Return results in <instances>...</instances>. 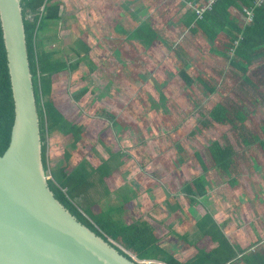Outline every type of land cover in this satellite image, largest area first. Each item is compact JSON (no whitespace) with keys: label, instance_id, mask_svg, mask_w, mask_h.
Instances as JSON below:
<instances>
[{"label":"trees","instance_id":"1","mask_svg":"<svg viewBox=\"0 0 264 264\" xmlns=\"http://www.w3.org/2000/svg\"><path fill=\"white\" fill-rule=\"evenodd\" d=\"M130 1L121 6L123 11L118 10L121 16L129 14L124 12L128 6L134 12L128 15L133 18L132 27L128 28L123 23L113 27L121 33L118 39L123 48L127 44L129 49L136 48L133 59L139 63L130 70V80L144 83L155 78L154 66L148 64L165 65L167 58L176 62L171 69L163 68V80L157 76L160 81L156 89L158 103L149 104V94L143 88L138 90L149 106L147 114L171 105L170 86L182 88L183 94L188 95L200 83V88L206 91V102L211 101V94L217 93L222 85L226 91L236 92L235 96H226L209 107L201 108L202 119L189 136L180 131V125H175L164 136L168 147H157L156 155L147 150L148 160H140L141 165L157 161L164 172L180 181L179 169L186 164L193 166L191 161L198 160L204 173L186 180L177 194V197L187 198L191 207H198L202 198L212 197L220 181L229 187L225 195H230L233 190L234 194L242 197L246 192L245 184L264 168V3H258V0H219L199 18L196 9L208 0H141L138 5L137 1ZM63 6L61 0L23 1L43 161L46 173L51 176L48 180L51 191L80 222L129 257L152 260L153 264H231L238 252L223 231L229 228L219 223L208 208H204L203 216L187 230H195L197 241L203 236H211L219 241V246L212 250L200 248L197 256L188 261H180L160 246L159 241L168 233L159 230H176L165 224V217L155 222L147 220L145 214L134 217L131 222L118 217L129 204L137 203L138 195L132 194L135 190L132 187L126 185L116 193L120 206L107 204L94 209L97 202L89 200V192L97 181L104 185L122 167V161L118 160V154L109 153V158L101 159L96 168L90 167L85 160L72 166L71 159L78 143L85 141L86 126L67 119L58 106L55 80L62 73L72 78V72L80 62L72 61L58 45L45 48L40 37L45 29H53L52 23L62 21ZM49 39L46 40L48 43ZM54 39H50L52 44ZM85 45L89 51L90 46ZM159 50L162 54L157 58L155 53ZM77 53L81 55L78 50ZM127 84L131 85L130 81ZM87 92L88 89L81 91L75 99H83ZM164 111L161 115H166L167 108ZM151 117L158 118L157 114ZM14 123L15 100L0 18V156L10 147ZM219 128L223 131L221 136L216 135L213 140L209 137L210 142L203 150L188 156L191 152L186 148V142L199 130L215 134ZM53 131L70 136L68 151L63 155L64 165L56 168L50 165L49 137ZM143 144L146 145V141ZM89 149L95 151V148ZM82 196L91 202L86 208L77 202ZM256 198H264L263 187L256 190Z\"/></svg>","mask_w":264,"mask_h":264},{"label":"rangeland","instance_id":"2","mask_svg":"<svg viewBox=\"0 0 264 264\" xmlns=\"http://www.w3.org/2000/svg\"><path fill=\"white\" fill-rule=\"evenodd\" d=\"M93 1V6H90L88 4L91 0H74L68 9V12L73 16L64 21V27H66L63 31H65V35L70 40H74V36L82 38L90 47L87 51L84 41L81 40L82 47L76 46V48L82 49L83 51L79 52L85 53L86 56L81 58L78 55L80 64L74 70L72 78L62 73L56 79L55 85L57 87V103L67 113L69 112L72 119L84 118L87 123H91L89 128L95 129L93 131L95 139L91 143H94L100 152L99 156L108 158L109 153H116L118 160L122 161V167L115 172L114 176L117 183L114 181L112 188L108 189L111 196L109 200H104L101 203L120 206L121 202L115 198L113 189L116 186L124 188L127 185L133 190L135 189L132 194L135 196L137 193L138 199L137 203L132 202L124 212L118 215L126 222H131L133 217L143 215L146 212V214L150 215L151 213L152 216L159 219L166 217L165 224L173 226L174 229L187 230L196 222L197 218L203 216V204L223 219L229 217L230 213L236 216L238 211L233 212L231 210L232 207L237 208V203L232 199L240 196L234 194L233 190H231L230 195H225L226 188L229 187L222 181H217L220 184L218 191H213L212 199L207 198L208 200L203 201L202 198L198 207H191L190 201L184 196L177 197L186 180H192L196 174L204 173L198 160L191 161L193 166L186 164L179 169L180 181L173 179L171 175L164 172L157 161L146 162V166H142L140 163L142 159L148 160L146 157L147 150H150L152 155L155 152L156 155L158 154L156 152L158 151L157 147L160 149L168 147V140L164 136L175 125H180V131L189 136L202 119L199 113L201 108L209 107L216 101L225 99L226 96H235L234 93L236 92L226 91V87L222 85L217 93L211 94V101L206 102V91L200 88V83H197V86L188 95L183 94L182 88L180 90L170 86L171 105L163 106L156 113L147 114L146 109L149 106L145 104L138 90L143 88L149 94V104L158 103L159 96L156 90L160 85L158 78L164 79L165 70L163 68L171 69L176 66L175 59L169 60L167 58V63L161 66L157 63L148 64L154 66L152 67L153 74L157 75L158 78L155 76L156 79L152 78L144 83H141L140 80L131 81L129 72L139 63L133 59L136 48L129 50L123 48L122 42L118 39L121 36L120 31L114 30L112 35L113 29L110 26L121 23L132 25L133 18H127V14L121 16L118 10L120 5L117 3L114 5V9L115 6L117 7L116 11L113 6L106 7L110 0ZM121 1L116 0L118 3ZM96 2L102 3L101 6H104L106 13H99L98 17H100L101 22L93 24L91 15L94 14H91L87 8L88 6L90 9L95 7ZM127 13L132 14L134 12L130 9ZM130 27L128 26V28ZM155 54L157 58H160L162 52L159 50ZM77 58L74 57L72 60L76 61ZM129 81L131 85L127 84ZM68 89L74 94H79L80 91L86 89L88 92L82 101L75 102ZM165 108L168 112L166 115H161L165 112ZM156 114L158 118L151 117ZM80 116L81 118H79ZM58 134L53 131L52 136L49 137L50 158L54 157V159L57 158L56 156L59 155L60 151L57 148L61 141ZM222 134L223 131L220 128L215 134L213 131L199 130L191 140L186 142V148L191 152L188 156L193 155L198 150H203L210 142V138L213 140L216 135L219 137ZM143 141H146V145L143 144ZM93 160L95 162V159ZM254 162L256 163V161ZM50 165L52 164L50 163ZM256 169H258V163ZM47 175L48 180H51L49 173ZM245 186L246 194L244 193L245 195L243 194L242 197L250 199L252 202L255 199L258 203L256 190L259 187L264 189V168L263 171H257L252 175L251 180ZM246 208L248 211L245 216L237 215L238 218L234 219L235 225H239L240 230H252L253 227L245 225V222L253 219L256 221L257 214L252 210L253 207L247 205ZM257 221L261 224L259 219Z\"/></svg>","mask_w":264,"mask_h":264},{"label":"water","instance_id":"3","mask_svg":"<svg viewBox=\"0 0 264 264\" xmlns=\"http://www.w3.org/2000/svg\"><path fill=\"white\" fill-rule=\"evenodd\" d=\"M23 1L0 0L15 100L0 156V264H142L80 222L48 185Z\"/></svg>","mask_w":264,"mask_h":264},{"label":"crops","instance_id":"4","mask_svg":"<svg viewBox=\"0 0 264 264\" xmlns=\"http://www.w3.org/2000/svg\"><path fill=\"white\" fill-rule=\"evenodd\" d=\"M61 1L64 5L62 8V21H60L59 23H52L53 26H51V27L53 29H51V31H47L45 29L44 31L41 32L40 37L44 42L45 48L47 47L48 49H51L54 45H58V48L61 49V51H63L64 53L69 54L70 59L72 60L74 57H76V58L78 57L77 50L81 51V52L83 51L82 49L79 50L78 48H76V46H80V48L82 47V41L81 40H83V39L79 38V37L77 38L74 36V40H70V38H67V36L65 35V31H63V29H65V27H66V26L64 27V21L72 18V16H73L68 12L69 11L68 9H69L70 5L74 2V0H61ZM133 1L134 2L137 1L136 3L140 4L141 0H133ZM128 2H131V1L130 0H122L121 2L118 3V2H116V0H110V2H108L106 4V7L113 6V9H114V5H115V3H117L120 5V7H119L120 10H122L121 6H123L124 4H126ZM93 4H94V1L91 0V2H89L88 5L93 6ZM101 5H102L101 2H96L95 7L90 9L88 6V8H87L91 14H94V15H91V18H93V20H91V21H93V24L101 22V19H99L100 17H98L99 13H106V9L104 8V6H101ZM128 7L124 8V10H125L124 12H128L130 10ZM116 8L117 7L115 6V9H114L115 11H116ZM81 10H83V9H81ZM127 15H129V14H127ZM127 18H129V17L127 16ZM123 24L124 25L126 24V26H129V27L130 26L132 27V25H133V24L129 25L128 23H123ZM113 27H114L113 25L110 26L111 29H113ZM113 31H114V29L112 30V35H113ZM49 38L50 39L55 38L53 41V44L50 42ZM47 39H49V43H48V41H46ZM84 43L87 44V42H85V41H84ZM124 47L126 49H129L128 48L129 46L127 47V45H124ZM80 56H81V58L85 57L84 53H82ZM76 61L80 62V59L77 58ZM73 72H72V75H73ZM63 74H66V73H63ZM66 75H68V74H66ZM69 90L70 89H68V92H69ZM71 95H73L72 98L74 99L75 102L82 101V99L81 100L75 99V96L77 94H74L73 91L71 92ZM57 104L62 109L64 114L66 115L67 119L74 121V122H77V123L84 124L86 126L87 135H86L85 141L78 143V146H77L76 150L74 151V153H73L74 155L71 159L72 166H75L81 160H85L89 164L90 167L96 168L99 165V163L101 162V159H108L109 157L107 158V157L99 156L100 152L98 151V149H96L95 144L91 143V142H93V139H95L94 133H93V131L95 129L89 128L91 123H87L84 118H82L80 120L79 119L78 120L72 119L69 115V112L67 113L59 103H57ZM79 118H81V116ZM57 133H59V132H57ZM58 136H60V138H61V141L59 142V145L57 146V148L60 150L59 155L56 156L57 157L56 159H54V157L51 158L52 159L51 163L54 166V168L61 167L64 165L63 155L66 152V150L68 151L69 143H70V141H69L70 136H64L61 133H59ZM89 148H95V153H94V151L91 152ZM89 151H90V153H89ZM93 159H95V162ZM114 176H115V173L102 186L97 181V185L95 186V188L89 192V195H88L89 200L93 199V201L97 202L96 206L94 207L95 210H98L99 206L106 207L107 203L104 204L101 202H103L104 200L105 201L109 200L111 195L109 194L108 189L112 188L114 181L117 183V180L115 179ZM116 187H114L113 192L115 194V198L117 199L116 193L118 191L122 190L123 188H122V186L121 187L116 186ZM216 191H218V190H216ZM209 199H212V198L210 197ZM89 200H86V197L82 196V197L77 199V202L81 206L86 208L88 205V202L91 203ZM205 200H208V199H204L203 201H205ZM232 200L236 201L237 208L232 207L231 211H233V212L238 211V213H236L237 215L245 216L247 211H248V208H246L248 205L249 207L250 206L253 207L252 210L256 212L257 216H256V221L253 219L252 221L245 222V225H249L250 227L251 226L253 227L252 230H249V229L240 230L239 225H235V223H234L235 222L234 219L238 218L237 215L234 216V215H232V213H230L229 217L223 219V218H221L220 215H217L216 212H214L210 209V211L214 214V217L219 221V223L225 224L229 228V230H223V231L225 232L228 239L230 240V242L232 243V245L234 246V248L238 252V255L231 261V264H264V219H263L264 215H262V214H264V206H263L264 198H259V199L257 198L259 204L256 202L255 199L252 202L250 199H247V198L244 199L243 197H235ZM255 205H257V206H255ZM115 206H117V205H115ZM204 208H208L207 205L203 204V214L205 213ZM260 212H261V215H260ZM144 213H145V215H144L145 218L147 220H149L150 222L163 220L162 218L159 219L158 217L152 216L151 213H150V215L148 213L146 214V212H144ZM140 216H142V214L139 216H135V218L140 217ZM165 219H166V217H165ZM257 219H259L261 221V224L259 223V221H257ZM171 227H173V226H171ZM159 231L162 233H168L166 236H164L159 241L160 246H162L165 250L171 252L180 261H188V260L194 258L199 253L200 248H202V249L204 248L206 250H212V249H215L219 246V241L217 239L212 238L211 236H203L200 238L199 241H197V237H194V235H196V234L193 232L195 230H177L176 229V230H159Z\"/></svg>","mask_w":264,"mask_h":264},{"label":"built area","instance_id":"5","mask_svg":"<svg viewBox=\"0 0 264 264\" xmlns=\"http://www.w3.org/2000/svg\"><path fill=\"white\" fill-rule=\"evenodd\" d=\"M217 1H219V0H208L205 5H203L202 7L198 8V9H196V13L198 14V17L201 18L203 13L206 10L212 9L214 3L217 2ZM257 2L262 4V3H264V0H258ZM248 14L251 15L250 12H248ZM141 262H142V264H144V262H148V264H153L152 260H141Z\"/></svg>","mask_w":264,"mask_h":264}]
</instances>
